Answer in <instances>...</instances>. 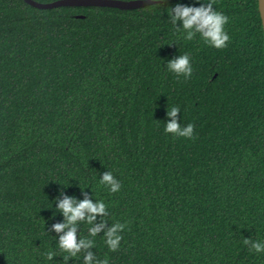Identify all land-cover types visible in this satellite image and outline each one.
<instances>
[{"label": "trees", "instance_id": "obj_1", "mask_svg": "<svg viewBox=\"0 0 264 264\" xmlns=\"http://www.w3.org/2000/svg\"><path fill=\"white\" fill-rule=\"evenodd\" d=\"M206 2L0 0V264H84L89 250L110 264H264L243 243L264 240L259 2L213 0L229 17L223 48L186 40L166 11ZM185 53L188 77L167 65ZM173 105L192 137L164 130ZM105 172L118 192L100 183ZM85 194L107 205L95 224H125L120 247L110 251L102 230L65 258L57 204ZM88 228L78 224L77 241Z\"/></svg>", "mask_w": 264, "mask_h": 264}, {"label": "clouds", "instance_id": "obj_2", "mask_svg": "<svg viewBox=\"0 0 264 264\" xmlns=\"http://www.w3.org/2000/svg\"><path fill=\"white\" fill-rule=\"evenodd\" d=\"M171 24L176 26L180 22L181 27L175 28L182 31L186 40L193 39L197 34L206 43L215 48L226 47V42L230 39L225 25L229 17L222 11L213 8V0H207L206 3H198V6L177 3L174 6L166 8ZM168 70L177 74L188 77L193 72L190 56L185 53L167 61ZM181 112L179 106H168L167 119L165 121V131L177 134L182 137H192L194 125L188 123L183 125L179 122L178 113ZM101 184L108 186L110 192H118L121 188L120 181L112 172H105L100 180ZM58 209L65 217L64 222L56 223L53 228L56 232L63 233L59 236L58 247L67 253L68 256L77 257L82 254L83 250L90 249L95 245L96 237L102 230L104 231V243L110 251H115L120 247L122 240V230L125 228L124 223L115 222L105 229L106 221L95 224L97 216L103 217L106 213L107 205L104 200L94 201L85 194L83 199H77L65 196L59 200ZM87 222L88 237H81L77 241V228L80 222ZM66 230V231H65ZM244 244L250 245L251 249L257 253L264 252V240L244 239ZM54 255L52 251L47 253L49 259ZM84 264H110L108 256H97L92 251H87L82 255Z\"/></svg>", "mask_w": 264, "mask_h": 264}, {"label": "water", "instance_id": "obj_3", "mask_svg": "<svg viewBox=\"0 0 264 264\" xmlns=\"http://www.w3.org/2000/svg\"><path fill=\"white\" fill-rule=\"evenodd\" d=\"M28 4H31L38 8H52L56 6L70 5V6H108L118 7L121 9H133L142 6H146L154 3L156 0H54L51 2H40L38 0H25ZM259 11L262 19V25L264 30V0H258ZM84 16V15H78Z\"/></svg>", "mask_w": 264, "mask_h": 264}]
</instances>
